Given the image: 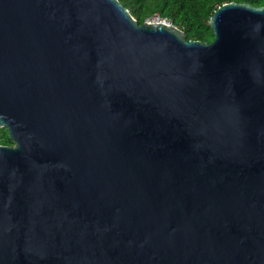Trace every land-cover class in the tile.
I'll return each instance as SVG.
<instances>
[{"label": "water", "instance_id": "obj_1", "mask_svg": "<svg viewBox=\"0 0 264 264\" xmlns=\"http://www.w3.org/2000/svg\"><path fill=\"white\" fill-rule=\"evenodd\" d=\"M209 25L0 0V264H264V5Z\"/></svg>", "mask_w": 264, "mask_h": 264}, {"label": "trees", "instance_id": "obj_2", "mask_svg": "<svg viewBox=\"0 0 264 264\" xmlns=\"http://www.w3.org/2000/svg\"><path fill=\"white\" fill-rule=\"evenodd\" d=\"M143 23L147 18L158 14L166 17L174 25L183 29L188 39L211 41L214 37L209 25L214 10L225 1L231 0H120ZM264 5V0H235ZM2 143L10 142L7 130Z\"/></svg>", "mask_w": 264, "mask_h": 264}, {"label": "built area", "instance_id": "obj_3", "mask_svg": "<svg viewBox=\"0 0 264 264\" xmlns=\"http://www.w3.org/2000/svg\"><path fill=\"white\" fill-rule=\"evenodd\" d=\"M147 20L171 22L166 17H161L158 14H154L152 17L148 18Z\"/></svg>", "mask_w": 264, "mask_h": 264}, {"label": "rangeland", "instance_id": "obj_4", "mask_svg": "<svg viewBox=\"0 0 264 264\" xmlns=\"http://www.w3.org/2000/svg\"><path fill=\"white\" fill-rule=\"evenodd\" d=\"M148 19V18H147ZM6 128H0V143H2L1 142V140L2 139H4L6 136H5V132H6ZM8 133V132H7ZM4 144V143H3ZM7 144H12V141L10 140V142L9 143H7Z\"/></svg>", "mask_w": 264, "mask_h": 264}]
</instances>
